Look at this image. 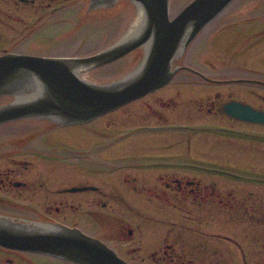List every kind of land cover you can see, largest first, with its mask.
Returning <instances> with one entry per match:
<instances>
[{"label": "flooded vegetation", "instance_id": "1", "mask_svg": "<svg viewBox=\"0 0 264 264\" xmlns=\"http://www.w3.org/2000/svg\"><path fill=\"white\" fill-rule=\"evenodd\" d=\"M192 1L168 0L169 20ZM243 8L175 56L170 82L115 111L84 124L0 123V218L77 230L124 264H264V124L235 116L264 114V64L254 66L264 1ZM148 25L134 0H0V57L90 58ZM149 45L81 77L120 80ZM30 89L1 96L0 110L25 104ZM0 264L75 263L0 246Z\"/></svg>", "mask_w": 264, "mask_h": 264}, {"label": "water", "instance_id": "2", "mask_svg": "<svg viewBox=\"0 0 264 264\" xmlns=\"http://www.w3.org/2000/svg\"><path fill=\"white\" fill-rule=\"evenodd\" d=\"M134 1L145 8L149 25L145 31L140 30L137 38L116 48L90 58L0 57V97L21 94L24 86L35 84L32 91L25 90L31 91L32 99L0 110V123L43 117L65 125L84 124L165 86L176 72L172 69L175 56L186 50L234 0H194L173 21L168 17V0ZM147 43L150 48L143 64L124 78L98 84L81 77L82 72L112 62ZM240 109L237 118L264 124V114ZM0 246L48 254L75 264H124L104 244L77 230L2 217Z\"/></svg>", "mask_w": 264, "mask_h": 264}, {"label": "rangeland", "instance_id": "3", "mask_svg": "<svg viewBox=\"0 0 264 264\" xmlns=\"http://www.w3.org/2000/svg\"><path fill=\"white\" fill-rule=\"evenodd\" d=\"M176 2L178 1V2H181V5H183V4H185L186 2H188L189 0H175ZM245 0H237L229 9H227L226 10V12L227 13H238V12H242V11H248V10H246V9H244L243 8V2H244ZM257 1H259V0H257ZM260 1H264V0H260ZM251 6L253 7V4H251ZM263 10V8L261 9V10H259V11H262ZM58 29V28H57ZM57 29H56V31H57ZM61 48V47H60ZM74 48L75 47H73V49H71V50H68V51H66V50H62V48L61 49H57V50H55V53L56 54H58V55H67V54H69V53H73V52H75V50H74ZM75 49H77V48H75ZM237 49V48H236ZM69 52V53H68ZM210 57L209 58H211V59H213L214 57H215V55L213 54V52H211L210 53ZM232 56L231 55H229V57L228 58H231ZM255 58L257 59L255 62H254V66L256 67V66H258V64L259 65H261V64H264V50H262V51H260L259 52V55L258 54H256V52H255ZM253 65H251V64H249L248 65V67H252ZM198 138H207V139H209V140H217L218 138L217 137H215V136H208V137H203V136H199ZM262 148H264V144L262 145ZM264 155V154H263ZM262 165H263V167H264V163H262Z\"/></svg>", "mask_w": 264, "mask_h": 264}]
</instances>
